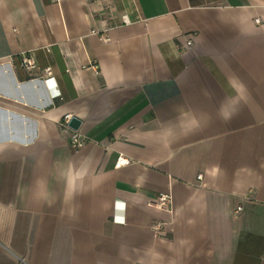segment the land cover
Returning <instances> with one entry per match:
<instances>
[{
    "label": "crops",
    "instance_id": "obj_1",
    "mask_svg": "<svg viewBox=\"0 0 264 264\" xmlns=\"http://www.w3.org/2000/svg\"><path fill=\"white\" fill-rule=\"evenodd\" d=\"M0 264H264V0H0Z\"/></svg>",
    "mask_w": 264,
    "mask_h": 264
},
{
    "label": "built area",
    "instance_id": "obj_2",
    "mask_svg": "<svg viewBox=\"0 0 264 264\" xmlns=\"http://www.w3.org/2000/svg\"><path fill=\"white\" fill-rule=\"evenodd\" d=\"M54 1H59V0H54ZM123 18H124L125 22H127L126 17L124 16ZM257 22H259L258 19H257ZM187 45H191V41H188ZM20 65L24 69H26L30 72H33V71L38 69V63H37L36 59L33 57V55H31L29 53H22L20 55ZM97 67H98L97 65L94 66V68H96V69H97ZM44 72L46 75H51V73H52L50 67H47ZM71 119H72V115L66 114L63 117V119L61 120V126L66 130L67 129L71 130V133L69 136L70 144L74 149H79L85 144V136L82 135V133L79 132L78 130H73L70 127L69 123H70ZM126 163H128V160H126L122 156H120L117 163H116V167H120ZM198 178L201 179L202 175L201 174L198 175ZM171 202H172V198H171V195L168 193H159V195L157 196L156 204L161 209L170 210L171 209ZM238 210H241V207H239ZM163 227H164V223L162 221H155L152 224V229H153L156 236H161Z\"/></svg>",
    "mask_w": 264,
    "mask_h": 264
},
{
    "label": "water",
    "instance_id": "obj_3",
    "mask_svg": "<svg viewBox=\"0 0 264 264\" xmlns=\"http://www.w3.org/2000/svg\"><path fill=\"white\" fill-rule=\"evenodd\" d=\"M81 124V121L79 119H77L76 117H72V119L70 120V127H72L73 129H79Z\"/></svg>",
    "mask_w": 264,
    "mask_h": 264
}]
</instances>
